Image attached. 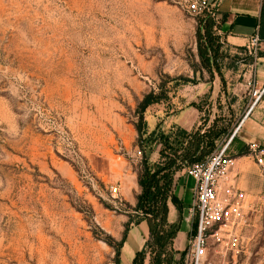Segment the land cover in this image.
<instances>
[{
  "label": "rangeland",
  "instance_id": "obj_1",
  "mask_svg": "<svg viewBox=\"0 0 264 264\" xmlns=\"http://www.w3.org/2000/svg\"><path fill=\"white\" fill-rule=\"evenodd\" d=\"M187 2L0 0V264H115L126 225L142 216L111 193L116 161L137 174L146 156L163 163V144L149 134L176 133L181 120L194 124L190 132H225L212 155L236 132L255 102L257 57L215 28L207 64L199 29L221 20L188 13ZM256 72L264 79V59ZM147 95L160 101L146 110L141 135L138 106ZM246 139L264 146V125L239 131L233 151ZM232 157L254 208L241 254L214 255L211 264H264V167L250 144ZM186 183L188 209L195 181ZM188 216L174 264H189ZM141 239L137 231L125 244L121 264L132 263Z\"/></svg>",
  "mask_w": 264,
  "mask_h": 264
},
{
  "label": "trees",
  "instance_id": "obj_2",
  "mask_svg": "<svg viewBox=\"0 0 264 264\" xmlns=\"http://www.w3.org/2000/svg\"><path fill=\"white\" fill-rule=\"evenodd\" d=\"M219 25L212 19H206L203 27H200V38L206 39L205 47L200 45V55L207 64L213 62L209 56L212 51H217L216 45L219 38L215 35L214 29L219 31ZM204 33V34H203ZM259 34L261 41H264V0L262 5ZM160 101V97L153 95L145 96L144 100L138 106V115L140 123L136 125L138 132L145 134L144 114L146 110L155 103ZM176 133L172 130L168 134L157 133L154 130L149 134L151 144L159 141L163 144L160 156L163 163L156 164L145 157L143 169L138 174V183L140 193L136 197L135 211L141 214L135 223L129 222L126 225L122 240L116 244L115 264H121V254L124 244L126 243L128 233L134 225H139L146 221L149 226V239L141 251H138L131 264H146L147 257H150L149 264H174L173 245L178 233L181 231L183 223L184 203L175 193V174L182 168H190L193 165L206 161L212 155L216 142L220 135L225 132H216L213 128L206 131L197 129L189 132L181 127L176 128ZM147 134V133H146ZM179 152V154H178ZM173 154V155H172ZM243 152H241V155ZM172 204L179 212V219L170 222L169 205ZM184 254V252H183ZM182 254V255H183Z\"/></svg>",
  "mask_w": 264,
  "mask_h": 264
},
{
  "label": "built area",
  "instance_id": "obj_3",
  "mask_svg": "<svg viewBox=\"0 0 264 264\" xmlns=\"http://www.w3.org/2000/svg\"><path fill=\"white\" fill-rule=\"evenodd\" d=\"M223 0H188L186 10L190 14L208 16L216 19L218 8ZM259 27L249 39V49L256 57L260 50ZM255 102L246 113L236 132L227 144L209 157L205 162L195 164L187 171L196 181L195 203L189 211L192 226L189 264H211L213 256H226L231 253L237 258L243 246V228L248 212L253 210L251 195L239 187L236 181V159L228 154L236 134L243 123L264 96V84L257 87L256 81L250 83ZM256 165L264 167V146L251 145ZM141 158V150L137 153ZM118 198V186L111 189Z\"/></svg>",
  "mask_w": 264,
  "mask_h": 264
},
{
  "label": "crops",
  "instance_id": "obj_4",
  "mask_svg": "<svg viewBox=\"0 0 264 264\" xmlns=\"http://www.w3.org/2000/svg\"><path fill=\"white\" fill-rule=\"evenodd\" d=\"M262 5H263V0H223L220 3V6L218 8V14H219L221 21H220L218 32L220 35L224 37V40L226 41L228 45H230L233 48H248L249 49L248 47L249 39L259 27ZM260 51L264 52V41L260 45ZM259 59H264V55H261L256 58L254 80L257 83V87H261L264 84V79L258 80V77H257L256 70H257V64H258ZM258 110L261 111V113L264 112V96L261 99V101L258 103L256 108L249 115V117L246 119L240 131L243 128L244 130L252 131V129H255L256 127H262L264 125V116L261 118L260 116L259 117L256 116V111ZM193 125L194 124L185 122V120H181L176 124V126L181 127L189 132L193 128ZM238 134H236L235 138L233 139L231 145L228 148V153L230 152L231 156L238 155V151L245 144H250V145L257 144V141H247L246 139V140H243L242 144L239 143L240 148L237 147L238 148L237 152L233 151L231 146L233 145ZM188 169L189 168L185 167L177 171L175 174V179H174L175 193L179 197V199L182 200L184 203L183 219L185 215L190 216L189 211L191 210V208L193 207L195 203L196 181L193 177L188 175L187 173ZM189 178H193L195 181V184H194V187L192 188V205L189 206V208L187 209V206L185 205L184 191L187 186L186 182L189 180ZM116 186H118L120 189V195H121L122 200L134 206L136 203V197L140 193V186L138 183V174L137 172L134 171V169L132 168V165L128 164L127 162L119 163L116 161ZM172 208L175 210V212L177 211V209L172 204L169 205L170 222L176 221V219H173L171 217ZM189 216L187 219L188 224H189ZM137 231H139V233L142 236V239L140 240L139 250H138V251H141L144 245L146 244V241L149 239L148 223L146 221H143L139 225L133 226L128 233L126 243L132 240L135 232ZM189 232L191 231L189 230ZM179 233L175 239V245L180 250H182L183 248L182 244L180 245L178 244ZM133 241H135V239Z\"/></svg>",
  "mask_w": 264,
  "mask_h": 264
},
{
  "label": "bare ground",
  "instance_id": "obj_5",
  "mask_svg": "<svg viewBox=\"0 0 264 264\" xmlns=\"http://www.w3.org/2000/svg\"><path fill=\"white\" fill-rule=\"evenodd\" d=\"M243 124H244V123H243ZM242 126H243V125H242ZM240 129H241V128H240ZM239 131H240V130H239ZM239 131H238V132H239ZM237 134H238V133H237Z\"/></svg>",
  "mask_w": 264,
  "mask_h": 264
}]
</instances>
